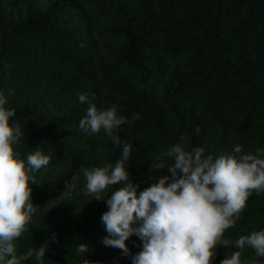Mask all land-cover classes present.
Here are the masks:
<instances>
[{
  "label": "trees",
  "instance_id": "trees-1",
  "mask_svg": "<svg viewBox=\"0 0 264 264\" xmlns=\"http://www.w3.org/2000/svg\"><path fill=\"white\" fill-rule=\"evenodd\" d=\"M0 92L23 133L14 145L20 158L37 149L51 157L30 173L39 208L15 241L17 255L45 246L43 264H132L143 250L139 237L126 241L129 256L102 242L109 236L101 219L106 200L124 184L96 200L80 174L114 165L121 148L79 122L89 104L118 105L129 121L117 134L132 147L125 167L138 195L170 175L150 166L182 135L187 150L203 147L214 159L236 144L245 153L264 149V0H0ZM65 181L75 185L67 196ZM261 230L264 193L253 192L224 234L233 243L216 249L213 264L234 251L241 264H264L234 244ZM81 243L89 252L77 251Z\"/></svg>",
  "mask_w": 264,
  "mask_h": 264
},
{
  "label": "clouds",
  "instance_id": "clouds-1",
  "mask_svg": "<svg viewBox=\"0 0 264 264\" xmlns=\"http://www.w3.org/2000/svg\"><path fill=\"white\" fill-rule=\"evenodd\" d=\"M78 99L81 103L88 102L86 94H80ZM6 103L0 92V264H24L32 260L43 264L45 246L17 255L15 241L27 230L39 208L33 203L30 180L36 183V178L30 173L47 167L51 157L37 149L26 161L20 158L14 145L23 133L18 124L10 122L16 111L8 109ZM125 123L129 121L119 114L116 104L106 109L89 104L86 116L79 122L84 132L97 135L103 132L121 148V158L114 165L80 169L87 194L96 200H105L102 193L116 184H124L106 200L109 210L101 219L109 236L102 242L129 256L126 241L133 235L139 237L143 250L131 257L132 264H213L216 249L233 243L224 234L235 226L249 197L253 192L264 193V149L245 153L243 146L236 144L232 154L214 159L205 155L203 147L187 150L189 136L182 135L178 143L159 151L155 156L157 162L150 166L151 171L167 168L170 175L159 178L138 195L139 185L129 182L130 174L125 167L132 156V147L122 144L117 134ZM165 158L172 163L168 164ZM78 178L75 174L72 181ZM74 186L65 181L63 196L69 195ZM137 223L139 226L134 227ZM234 244L237 249L251 248L257 257L264 258V230L242 235ZM77 251L89 252V247L81 243ZM241 254L234 251L221 264H241Z\"/></svg>",
  "mask_w": 264,
  "mask_h": 264
},
{
  "label": "rangeland",
  "instance_id": "rangeland-1",
  "mask_svg": "<svg viewBox=\"0 0 264 264\" xmlns=\"http://www.w3.org/2000/svg\"><path fill=\"white\" fill-rule=\"evenodd\" d=\"M41 4H48L49 0H37Z\"/></svg>",
  "mask_w": 264,
  "mask_h": 264
}]
</instances>
